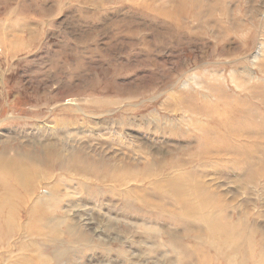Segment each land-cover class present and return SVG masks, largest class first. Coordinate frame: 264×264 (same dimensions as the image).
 I'll use <instances>...</instances> for the list:
<instances>
[{
    "label": "rangeland",
    "instance_id": "obj_1",
    "mask_svg": "<svg viewBox=\"0 0 264 264\" xmlns=\"http://www.w3.org/2000/svg\"><path fill=\"white\" fill-rule=\"evenodd\" d=\"M245 66L243 89L230 72L247 79ZM263 78L264 0H0V143L131 178L100 197L59 181L88 248L5 214L0 264H264ZM179 173L204 199L172 191ZM26 197L17 183L21 209ZM61 197L45 207L58 213ZM221 210L252 231V250L220 231Z\"/></svg>",
    "mask_w": 264,
    "mask_h": 264
},
{
    "label": "bare ground",
    "instance_id": "obj_2",
    "mask_svg": "<svg viewBox=\"0 0 264 264\" xmlns=\"http://www.w3.org/2000/svg\"><path fill=\"white\" fill-rule=\"evenodd\" d=\"M259 55H260L259 51L257 50L252 55V58L249 60H251L252 62H256L259 59ZM236 72H237L236 69L234 68L231 69L230 80L233 81L237 87L245 89L247 83L251 82L252 79L254 78L251 69L245 66V68L242 71V75L245 73V76L247 75V79H245L244 76H242L243 80H240ZM192 77L195 80L197 78L196 75H193ZM186 84H188L187 81L184 82V85ZM224 106L227 107V102L224 104ZM233 107L234 105H232L231 108ZM233 109H230L231 111L233 110L232 112L233 114H236V112H240V110H238L240 109V107ZM229 119H230V115L226 114V112L215 116V120H218L217 121L218 123H223L224 125L228 124L227 120ZM72 157L73 156L71 154L68 155L62 154L57 152L56 150L53 151L49 147L48 149L46 148L44 149L36 146L31 151L21 147L17 150V143L1 142L0 143V218H3L5 214H8L9 217L7 218L8 219L7 221L11 219L14 220L17 214H19L20 216L25 217L26 221H30V224L26 225L27 233L39 232L37 234H41L42 237H45V239L48 237V239L50 240L53 239L54 241H56L57 239L60 238H66L67 240H69V242L78 243L79 245L85 248H88L89 245L91 246L93 243L92 238L85 233H80V232L75 233L74 230L75 224L69 221L68 215L70 214L73 208H72V204L70 203V197L66 199L65 194L60 193L61 190H60L59 181H63L64 187L68 188V190H69L68 185L70 184L69 181H73L75 183L74 188H76L77 186H79L78 188L89 187L91 195L100 197L102 191L103 193H106L108 191L117 192L118 189L117 185H125L131 180V178H127L123 175L107 176L105 175V173L102 174L100 170L98 171L94 168H92L93 171H84L85 169L81 167V162L79 157L76 156L75 159H73ZM66 160H68V162L71 165H73V168L69 166ZM33 162H35L34 168L32 166ZM56 168H62V173H63L62 176H59L57 178L53 176V171H55ZM171 182L180 184L179 188H176V186L174 187L173 185L172 191L179 190L181 195L182 194L181 190L184 193L189 190L191 195L192 194L193 196L194 194L198 195L197 197H195V199L198 198L204 199V197H200V196H202L201 193L205 194L206 191L204 192V189L200 187L199 183L196 182V180L193 179L192 176L187 177L186 175L179 173L177 176H173L171 178ZM17 183L24 190V192H26L29 195L28 199L27 197L25 198L26 202H24V207L22 209L21 207L18 206L16 200ZM111 184H113V186H111ZM55 195L58 196L61 195L62 197L60 199V202L65 201L66 203L63 206L64 208H61V210H59L58 213L53 212L49 206L45 207L46 200L52 199L53 196L55 197ZM199 203L200 202L197 203L196 208H199L198 207ZM222 212H224V214L220 213V215L222 216L223 220L218 221L220 231L225 232L227 238L232 239L233 242H236L237 240L243 238L245 241H248V243H246L248 247L247 251L252 250L251 248L253 247V244L256 243L255 241L256 239H254V235L252 231L247 232L246 231L247 226L245 225L244 222H237V221L235 222V220L232 217H229V215L226 214V211L223 210ZM1 228L3 229L4 227L0 225V229ZM186 230L193 231V225L191 226L190 224H186ZM67 235H69L70 237H68ZM170 241L177 242V244L179 242L178 240L175 239H171ZM258 242L264 248V243H262L264 242V239L260 238V240H257V243ZM48 243L46 244L50 246L51 244ZM187 248L188 247H186V250L190 252L193 247L190 246L188 249ZM43 251L40 253L44 254L45 251L44 252ZM58 262H60V260Z\"/></svg>",
    "mask_w": 264,
    "mask_h": 264
}]
</instances>
